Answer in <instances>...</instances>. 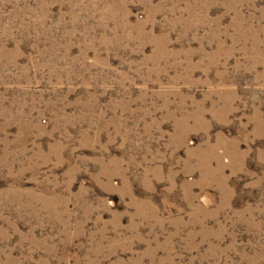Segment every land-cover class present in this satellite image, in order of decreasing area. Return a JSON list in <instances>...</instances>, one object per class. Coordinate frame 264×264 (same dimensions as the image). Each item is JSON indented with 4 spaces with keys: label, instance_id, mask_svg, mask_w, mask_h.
<instances>
[{
    "label": "rangeland",
    "instance_id": "1",
    "mask_svg": "<svg viewBox=\"0 0 264 264\" xmlns=\"http://www.w3.org/2000/svg\"><path fill=\"white\" fill-rule=\"evenodd\" d=\"M0 264H264V0H0Z\"/></svg>",
    "mask_w": 264,
    "mask_h": 264
}]
</instances>
